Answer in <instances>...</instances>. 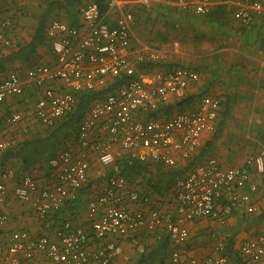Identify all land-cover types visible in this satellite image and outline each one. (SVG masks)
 <instances>
[{"label":"built area","instance_id":"obj_1","mask_svg":"<svg viewBox=\"0 0 264 264\" xmlns=\"http://www.w3.org/2000/svg\"><path fill=\"white\" fill-rule=\"evenodd\" d=\"M217 1L176 0L182 9L196 14L208 13ZM262 10L264 0H240L234 13L248 25L254 13ZM78 11L82 32L60 19L52 20L47 33L53 63L36 64L24 76L9 71L0 80V103L21 95L26 87L35 88L39 96L31 115L37 125L46 127L74 107L73 92L102 89L119 76L126 80L113 93L92 103L78 126L75 143L50 159L51 185L39 187L34 177L25 174L11 191L18 201L30 200L36 216L43 219L77 199V192L89 183L93 161L107 168L109 174L97 187L89 183L94 195L85 205L86 227L64 221L53 230V239L16 230L0 250V264H119L118 238H130L140 230L150 233L156 241L162 237L169 240L172 251L167 264H229L221 241L214 244V254L184 257L181 247L188 238L185 224L207 217L221 227L233 212L241 211L246 216L255 213L258 207L252 195L259 184L250 167H254L264 186V149L247 156L242 166L223 168L213 157L204 159L175 181L173 202L166 208L159 201L151 206L149 195L133 187L120 173L119 162L152 161L174 166L178 159L189 158L200 147L202 135L214 130L223 97L202 96L193 110L175 112L166 118L151 116L161 105L184 97L189 82L199 79L198 73L178 67L156 70L147 78L139 75L135 63L145 59L161 61L163 54L158 53L153 41L131 53L133 16L123 0H107L104 10L91 0L80 5ZM112 14L113 26L108 21ZM8 25V21L0 24V50L11 42L5 33ZM23 117L13 111L3 120L15 124ZM16 143V138L0 134V155ZM13 176L11 170L1 174L0 205L8 192L5 178ZM140 204L147 208H139ZM6 220L7 215L0 212V225ZM90 240L98 241L99 246L90 249ZM138 247L142 253L143 246ZM237 248L248 263L264 264V234L244 239Z\"/></svg>","mask_w":264,"mask_h":264},{"label":"crops","instance_id":"obj_2","mask_svg":"<svg viewBox=\"0 0 264 264\" xmlns=\"http://www.w3.org/2000/svg\"><path fill=\"white\" fill-rule=\"evenodd\" d=\"M43 1L45 0H0V24L2 21H8L11 26L13 22L17 26L15 34L17 33L21 40H28V35L35 24L32 11L38 4H43ZM80 1L82 5L91 0ZM100 1L106 3L107 0ZM123 1L125 9L133 16L131 53L139 52L145 44L153 41L158 53L163 54L162 60L174 65L166 69L183 67L198 73L199 79L189 82L184 96L196 97L188 111L197 106L202 96L223 97L214 130L202 135L200 147L206 148V153L200 162L213 157L223 168L242 166L247 156L264 149V10L255 12L252 22L245 25L234 13L240 0H218L206 14H196L190 9H182L176 0ZM79 6L68 14L60 11L59 17L53 20L60 19L81 33L83 24L78 11ZM222 6L223 13L220 9ZM114 20L115 15L108 17L111 26L114 25ZM47 37V43L37 50L35 62L32 61V64L14 62L7 72H0V80L9 71L24 76L26 70L36 64L53 63L54 57L50 52L51 38L48 33ZM174 42L177 44L172 48ZM148 61L145 59L142 62ZM139 63L141 62L135 63L136 69ZM156 70L158 69L137 72L147 78ZM38 96L39 92L37 93L35 88L26 87L21 95L7 97L0 103L1 135L14 137L20 142L31 128L38 127L31 115ZM13 111L22 113L24 117L18 123L8 124L3 118ZM200 147L189 158L178 159L176 164L184 165L186 160L198 154ZM94 164L98 165L96 161H93L92 165ZM92 165L88 176L97 178ZM5 170H11L14 176L5 178L8 192L0 205V212L7 215V220L0 225V250L7 246L10 234L16 230L23 229L31 236L46 235L53 239V230L64 221L68 220L73 226L86 227L85 203L82 208L77 207L74 202L66 203L61 210L59 209L60 211L50 213L43 219L38 218L30 200L21 202L12 195V187L22 175L16 173L9 165L0 166V178ZM250 172L259 184L257 191L252 195L258 210L250 216L241 211L233 212L227 223L221 227H217L207 217L186 222L188 238L181 247L184 257L214 254L213 247L218 241L224 243L226 253V245L231 238L234 243L233 249L241 256L237 248L241 241L257 234H264V220L256 221V217L264 211V186L255 175L254 167H250ZM32 174L39 187L49 186L53 182L51 172L46 174L43 171H34ZM135 181L139 183L140 179ZM139 186L137 187L141 192L149 195L151 206L159 201L166 208L168 203L173 202V187L158 196L148 191L144 184L139 183ZM89 187L86 192H80L83 188L77 192V196L83 197L85 202L94 195L91 186ZM139 208L146 209L147 206L140 204ZM118 241L121 245V251L116 255L119 264H138L141 255L138 246L146 248L157 243L150 233L143 230L130 238H118ZM97 246L98 241L90 240L88 243L90 249ZM170 247L172 249L171 244ZM168 259L169 256L162 263L155 261L153 264H167ZM232 262L234 260H229V264H233Z\"/></svg>","mask_w":264,"mask_h":264},{"label":"trees","instance_id":"obj_3","mask_svg":"<svg viewBox=\"0 0 264 264\" xmlns=\"http://www.w3.org/2000/svg\"><path fill=\"white\" fill-rule=\"evenodd\" d=\"M97 2L100 4L101 9L104 10L106 3H102L100 0H97ZM80 4V0H45L43 4H38L36 8L33 7L32 13L34 14L35 24L32 32L28 35V40H21L17 33L15 34L17 26L13 22L11 26L8 25L5 33L10 37L11 42L9 46L3 48V51H0V72H7L11 65L17 61L27 64H32V61L35 62L38 48L47 43L48 24L59 17L60 11L68 14ZM220 9H222L223 13L224 6ZM171 67H174V65L168 64L163 60L148 61L139 63L137 70L148 72L155 69L167 70L166 68ZM125 80V76H119L107 83L102 89L73 92L75 98L74 107L59 117L51 126L38 125L36 128H31L24 139L2 152L0 166L9 165L20 175H31L34 171H43L46 174L51 172L50 159L55 157L62 149L67 148L68 145L75 143L78 126L92 103L104 98L109 93H113ZM195 98V96L182 97L174 103L161 105L155 112L151 113V116L166 118L173 112L185 111L190 104L195 102ZM204 153H206V148L200 147L198 154H194L190 159L186 160L184 165L175 164L174 166H164L152 161L138 162L134 160L128 162L123 160L119 162L120 173L132 186L138 188L140 187L139 183L144 184L148 191L159 196L172 189L175 181L182 177L188 169L200 163ZM108 174L109 170L107 169L105 176ZM138 179H140L139 183L135 181ZM89 186L90 184L88 183V186L84 187L80 192H86ZM73 202L79 208L84 207V203L86 205L84 198L81 196H78ZM73 202L71 203L73 204ZM262 220H264V211L256 217V221ZM233 244L232 238L228 239L225 253L228 259L234 260L233 264H250L233 249ZM171 251L169 240L166 237H162L155 246L144 248L138 264H153L155 261L162 263L170 256Z\"/></svg>","mask_w":264,"mask_h":264},{"label":"rangeland","instance_id":"obj_4","mask_svg":"<svg viewBox=\"0 0 264 264\" xmlns=\"http://www.w3.org/2000/svg\"><path fill=\"white\" fill-rule=\"evenodd\" d=\"M173 43H172V48H173ZM26 114V113H25ZM26 116H28V114H26ZM92 168L95 172V176H97V178H93L91 175L89 176V183L91 184V186H99L101 183L104 182V177L105 174L107 172V168L102 167V166H98L96 164L92 165ZM134 187V186H133ZM136 187V186H135Z\"/></svg>","mask_w":264,"mask_h":264}]
</instances>
